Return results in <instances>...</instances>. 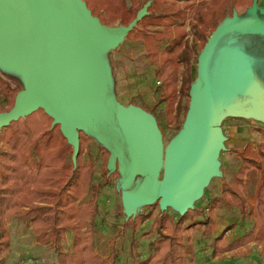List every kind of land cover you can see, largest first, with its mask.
Masks as SVG:
<instances>
[{
    "label": "trees",
    "instance_id": "obj_1",
    "mask_svg": "<svg viewBox=\"0 0 264 264\" xmlns=\"http://www.w3.org/2000/svg\"><path fill=\"white\" fill-rule=\"evenodd\" d=\"M92 16L103 26L119 23L129 27L139 20L128 39L143 42L147 59L155 67L161 81L158 105H165L171 124L187 118L195 85L192 67L197 62L212 34L228 19L244 14L259 0H82ZM187 4L184 8L179 4ZM264 22V14L256 12ZM190 27L193 40L186 31ZM150 28H154L153 31ZM160 28V29H159ZM234 47V57L243 58L252 68L255 80L264 91V32L243 29L228 33ZM218 45V44H217ZM23 91L0 76V94L10 108L0 106V113L13 109L17 96ZM91 138L80 133L78 166L69 164L67 156L74 151L61 125L44 109L11 123L0 136V264L2 254L9 248L8 223L19 220L30 225L39 244L58 245L55 264H107L92 246L93 221L97 216L95 198L83 201L89 194L93 167L80 165L83 143ZM106 153H110L104 149ZM241 167L230 184L223 183L222 193L241 213H247V200L242 190L249 170L259 171L255 203L249 215L256 221L253 228L230 243L225 238L228 228L213 241V257L236 251L253 242L264 243V147L256 152L249 145L236 152ZM108 162L106 167L107 174ZM94 195V193H93ZM81 201L78 206L77 203ZM207 208H191L177 218L152 205L148 213L131 216L127 223L136 233L147 221L154 220L158 239L151 243L153 253L142 264H190L195 251L192 234L202 238L214 237L215 209L213 201ZM88 223L90 226L88 227ZM232 228V227H229ZM68 232L73 233L71 252H64L60 243ZM186 242L187 244L185 245Z\"/></svg>",
    "mask_w": 264,
    "mask_h": 264
},
{
    "label": "water",
    "instance_id": "obj_2",
    "mask_svg": "<svg viewBox=\"0 0 264 264\" xmlns=\"http://www.w3.org/2000/svg\"><path fill=\"white\" fill-rule=\"evenodd\" d=\"M142 16L140 14L129 27L121 26L115 30L103 26L81 0H0V46L5 48L7 55L16 57L18 68L28 79L27 89L17 96L13 109L0 113V136L12 122L42 108L61 125L69 144L76 150V158L80 149V133L110 153L108 170L118 169L129 217L136 216L135 212L141 206H152L158 202L162 211L171 208L181 215L194 208L195 197L202 193L211 175L217 171L215 160L223 142L227 141L219 125L228 111L222 104L216 112L208 83L212 52L228 33L243 29L264 32V22L257 19V15L242 21L224 22L204 47L199 60L198 83L192 89L187 127L175 139L189 129L193 98L197 94L200 119L196 147L189 170L182 178L183 190L178 198H174L165 187V175L160 180L165 160L162 137L155 119L141 109L125 108L107 97L102 86L103 72L97 65L98 53L107 46L122 43L137 27ZM240 64L248 68L242 81L238 75ZM224 67L229 69L226 77L229 89L256 98L264 97L251 66L243 58L231 56ZM130 118L139 125L141 133L147 135L148 147L160 162L156 174L138 167L126 156L127 122ZM94 125H98L103 135L105 133L111 145L97 134ZM215 131L218 141L212 147L211 138ZM209 146L214 152L205 160ZM182 168L180 163L179 173Z\"/></svg>",
    "mask_w": 264,
    "mask_h": 264
},
{
    "label": "rangeland",
    "instance_id": "obj_3",
    "mask_svg": "<svg viewBox=\"0 0 264 264\" xmlns=\"http://www.w3.org/2000/svg\"><path fill=\"white\" fill-rule=\"evenodd\" d=\"M81 2L84 5L82 0ZM259 2L264 5V0H259L256 5ZM186 5L182 3L178 7L184 8ZM256 5L244 14L228 19L226 22L252 18L256 15ZM145 13L146 7L141 15ZM107 28L116 30L122 27L119 23H116L107 26ZM150 30L153 31L154 28H150ZM186 31L192 41L193 37L189 26ZM231 39V37L222 38L213 50L209 61L208 83L216 112H219L222 104H224V109L228 111V115L220 123L222 122L226 126L225 130L230 127L242 128L241 136L244 137V140H251L248 146L250 145L253 150V147L258 148L257 152L261 146L258 142L260 140L264 142V97L256 98L251 95L236 93L227 87L226 77L229 69L225 68L224 64L234 55ZM197 50L199 51V56L192 67L195 84L198 83L199 60L202 53L199 46ZM97 65L103 72L102 86L107 97L115 99L125 108L135 107L141 109L155 119L162 137L165 160L164 171L161 168L163 173L160 175V180L162 181L165 175V187L172 197L178 198L183 190L184 179L182 178L185 177L189 170L196 147L195 140L200 119L198 95L195 94L193 98L189 129L175 140L186 129L187 118L182 115L178 124H171L165 111V105H158L160 98L158 91L160 88L158 85L159 80L155 76V67L147 59L143 42L134 39V37L130 39L126 37L118 45L107 46L98 53ZM0 76L10 81L13 85H20L23 91L27 89L28 79L18 68L16 57L7 55V51L2 46H0ZM184 104L191 105V99H185ZM0 106L6 109L11 106L8 101L6 102L2 94H0ZM261 115H263V118H261ZM94 128L97 134L111 145L105 133L103 135L100 132L98 125H94ZM232 134L230 131L227 135L225 133L224 136H228L230 139ZM127 138L126 156L128 159L151 174H156L160 168V162L148 147L147 135L141 133L139 125L131 118L127 122ZM172 142L173 144L170 146ZM225 143L226 141L223 142L224 147ZM246 144L240 143V149L235 144L234 146L226 147L224 150L227 154H222L221 163L223 167L230 170V174L236 173L235 176L237 175L242 163L236 152L243 151L241 148ZM169 146V151L166 154ZM212 152H214V149L209 146L205 160L210 157ZM109 158V154L94 140L84 141L80 165L82 167L90 165L93 167L91 185L95 189L94 191L90 189L88 196L83 201L95 198V207H97V216L92 223L94 232L92 246L107 264H142L153 253V248L150 246L151 243L159 237L157 230L154 228L155 221L149 220L136 233L132 232L129 223H127L130 214L127 213L123 203L119 174L114 169L109 170L108 174L106 172L105 165H107ZM67 160L69 164L74 163L76 167L78 166L75 149L69 152ZM180 163L183 168L179 173ZM235 176L226 175L221 176L220 179H213L209 187L213 190L218 189V192H214L211 198H208L209 194H205V198L198 202V208L204 203L208 204L216 196H222V193H220L222 183L230 184ZM218 200L223 201V205L232 204L225 195ZM80 204L81 201L77 203L78 206ZM157 205L159 208V203ZM252 207H247L246 215H249ZM150 210L151 206H141L135 214L148 213ZM230 210H233L241 218L242 214L240 215V211L236 207ZM177 215L179 216L180 214L177 213ZM89 226L90 223H88ZM8 229L10 246L2 254L1 264H55L57 262L56 247L58 245L39 244L30 225L19 220H13L8 223ZM248 229H250V222L245 219L236 226L235 235L239 237ZM197 235H192L197 258H194V261L189 259V263L206 264L207 258H211L208 255H212L209 252L211 244L207 240H203L202 236ZM184 243L185 245L187 244L186 242ZM72 244L73 233L68 232L66 238L60 243L61 249L64 252H71ZM214 264H264V246H261V248L259 246L247 247L245 251L240 250L235 256L230 254L229 258Z\"/></svg>",
    "mask_w": 264,
    "mask_h": 264
},
{
    "label": "crops",
    "instance_id": "obj_4",
    "mask_svg": "<svg viewBox=\"0 0 264 264\" xmlns=\"http://www.w3.org/2000/svg\"><path fill=\"white\" fill-rule=\"evenodd\" d=\"M263 8H264V5L260 4V2H259V4H257V9H259L262 14H264ZM253 17H255V16H253ZM261 118H263V115H261ZM219 126H220V129L222 130L223 134L226 133V135H227V133L230 132V131L233 134L230 136L231 137L230 139H229L228 136H226V138H227L226 143L227 144L225 143V147L223 145L220 154L217 156V158L215 160V163L217 164V171L211 175L210 180H209L208 184L203 188L202 193L199 196H196L195 197V199H194V208H198V202L200 200H202V199L205 198V194H207V195L209 194V197L208 198H211L212 195H214V192H218V189L217 190H213L211 187H209V186H211V181L213 179H215V178L216 179L217 178L220 179L221 176H226V175H229V176L231 175L232 177L235 176L236 173L235 174H232V173L230 174V170L228 168L223 167V164L221 163V156H222V154L223 153H224V155L227 154V153L224 152V150L226 149V147H228V146H234L236 144L237 148H239L240 143H244V144L247 143L245 146H243L241 148V149L244 150L248 146V144L251 142V140H249V139L248 140L247 139L244 140V137L241 136L240 133L243 130L242 128H240V127L231 128L230 127L228 130H225L226 129V126H224L222 124V122L220 123ZM217 141H218V134L215 131L214 136L211 138V146L212 147H215L216 144H217ZM258 144L263 145L264 142L262 140H260L258 142ZM253 148H254L255 151L258 149V148H255V147H253ZM240 161L242 163V160L241 159H240ZM117 172H118V169H117ZM258 178H259V171L257 169H252V170L248 171L246 173V175H245V182H244V188L242 190V193H243L244 197L247 200L248 207L254 206V203H255V194H256V189H257V184H258ZM121 191H122V189H121ZM220 193H222V190H221ZM122 197H123V192H122ZM221 197H223V193H222V196H216L208 204L204 203L199 208H207V211H209L210 206L213 205V203H214L213 201L215 199H219ZM222 202L220 200L218 202L217 206H216V209H215L216 228H215L214 237L213 238H210V239L203 238V240H207V242H209L211 244L210 251H209L211 253L213 252V246L212 245H213L214 238L220 236L227 228H228V230L226 231L225 238L227 240H229L230 243H232L233 241L237 240L238 238H240L242 236L241 235V236L237 237L235 235V228H236L237 225L241 224L242 221L245 220V219L246 220H249V222H250V229L246 230V232H248V231H250L252 229L253 224L256 221V218H255L254 215L253 216H249V215H246V214L241 213V211H240V215L242 214L241 215V218L242 219H241L239 216H237V214L233 210H230L231 208H233V209L235 208L234 205H232V204L231 205H229V204L223 205ZM148 206H150V205H148ZM159 210L162 211V208H161L160 203H159ZM166 211L169 214H173L174 216H176V218L178 217L177 212L174 209L169 210V208H167ZM229 227H232V228H229ZM193 234H198V235L201 236V233L200 232H195ZM252 246H259V248H261V246H264V243L253 242V243L249 244L248 246L242 247V248H240V249H238L236 251H233V252H230V253H225L223 255H219V256H216V257H213V255L209 254L208 256H211V258H207V263L206 264H208V263L209 264L219 263L221 260H224L225 258H229L230 257V254H232L233 256H235V254L239 253L240 250L245 251L247 247H250L251 248ZM196 258H197V255L195 256V259Z\"/></svg>",
    "mask_w": 264,
    "mask_h": 264
},
{
    "label": "bare ground",
    "instance_id": "obj_5",
    "mask_svg": "<svg viewBox=\"0 0 264 264\" xmlns=\"http://www.w3.org/2000/svg\"><path fill=\"white\" fill-rule=\"evenodd\" d=\"M241 66L238 68V75L241 77V81L244 79V77H246V73L248 72V68L244 65V64H240ZM50 74V73H49ZM103 80V77H102ZM240 81V79H239ZM250 88H252V86H249ZM118 130L121 131L120 127L118 126ZM142 181H144L145 183H149L147 180H145L144 178H141ZM150 184V183H149Z\"/></svg>",
    "mask_w": 264,
    "mask_h": 264
},
{
    "label": "built area",
    "instance_id": "obj_6",
    "mask_svg": "<svg viewBox=\"0 0 264 264\" xmlns=\"http://www.w3.org/2000/svg\"><path fill=\"white\" fill-rule=\"evenodd\" d=\"M162 83L160 81H158V85L160 86Z\"/></svg>",
    "mask_w": 264,
    "mask_h": 264
}]
</instances>
